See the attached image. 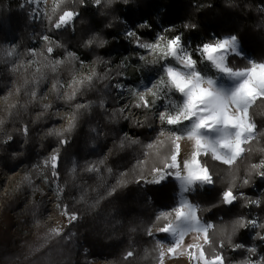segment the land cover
I'll return each mask as SVG.
<instances>
[{
    "label": "trees",
    "instance_id": "trees-1",
    "mask_svg": "<svg viewBox=\"0 0 264 264\" xmlns=\"http://www.w3.org/2000/svg\"><path fill=\"white\" fill-rule=\"evenodd\" d=\"M94 1L86 0V7L81 6L78 0L62 3L55 14L54 6L51 7L49 16L53 22L62 10L73 8L79 12L74 30H54L48 21L34 30L25 1L0 0V96L7 97L10 103L7 112L0 114V167L9 172L20 170L24 175L22 187L16 195L9 194L3 205L0 219L6 224L3 221L0 223V264H88L98 257L107 258L108 264H157L156 255L152 252L156 239L147 235V229L156 223L159 209L178 204L179 183L170 177L158 184H139L142 179L154 177L155 173L149 171L151 167L160 166V162H152L153 157L144 155L146 151L157 152L144 146L147 145L146 139L159 127H129L119 115L113 118L111 114L116 110L111 113L107 110L116 105L120 95L113 87L115 83L138 85L142 78L148 82L160 74L162 67L145 65L137 59L138 55L146 53L135 47L134 41L122 36V20L133 27L144 20L152 24L151 31L138 29L147 42H153L155 34L170 25H175L176 31L184 33L185 40L192 39L195 44L210 40L212 33L220 37L235 34L243 54L253 56L256 62H264V0H129L127 4L114 0L111 6L102 4L99 7ZM185 23L195 24L196 30H185ZM45 34L63 45L51 55L45 49L41 52L43 55L37 57L41 67L45 68L46 78L39 79L40 74L30 69L23 72V66L14 71L17 65L15 55H5L4 44L10 40L17 42L25 50L23 58H26L29 46ZM94 34L98 40L107 42L104 47L84 45L85 40ZM174 34L168 33L169 36ZM69 49L89 59L95 73L101 76L109 67L112 70L107 73V79L95 82L93 90L70 103L57 100L54 90L53 104L44 114L38 98L47 83L61 82L62 78L69 77L79 62L66 59L59 71L52 72L43 61L45 57L48 60L58 59L60 53ZM234 59L233 55L229 62L234 64ZM199 70L213 77L218 75L207 63L199 65ZM117 73H122L123 79ZM12 88L16 89L15 94L11 93ZM33 90L37 92L35 100L31 97ZM87 101L92 102L91 109H81L75 130L71 134L67 130L64 132L69 141L66 145L60 144L59 137L46 133L56 123L51 111ZM101 101L105 103L104 108L99 106ZM163 103L158 102L155 112L162 109L160 105ZM250 115L257 124L262 143H251L252 155L231 167L209 159L216 185L198 189L190 197L191 202L201 205L203 210L198 215L213 225L210 235L217 241L225 239V231L230 232L236 218L249 217L252 212L251 208L243 206L247 201L230 207L218 203L221 192L233 182L239 184V178L246 174L249 163L257 162L264 153V103L257 101ZM24 125L29 129L27 137ZM125 131L140 136L141 144L119 147ZM8 135L13 137L12 141L3 143ZM57 150L60 157L59 178L55 179L42 162ZM106 150H109L107 155ZM145 158L151 161L138 164ZM92 164L98 165L99 172L85 170ZM37 165L40 167L37 168ZM109 168L111 173L107 171ZM220 169L223 171L219 172ZM122 173H126L124 186L117 188L111 196L107 195ZM45 175L47 181L43 178ZM29 177L31 183H28ZM256 178L253 176L250 184L240 190L249 191ZM41 179H44L46 188L56 194L57 206L63 215V206L66 205L68 212H76L81 218L70 223L64 233L53 235L46 247L35 251L38 242L32 235L24 230L16 238L12 236V230L29 229L32 225L42 228L49 206L39 184ZM57 186L62 189L59 196ZM27 196L31 197L29 202ZM214 204L216 206L212 207ZM260 213L261 222H264V207L260 208ZM246 233V230L238 229L232 237L233 243L244 242ZM128 251L134 255L126 260ZM225 256L231 264H242L244 261L242 251H232L227 247Z\"/></svg>",
    "mask_w": 264,
    "mask_h": 264
},
{
    "label": "snow or ice",
    "instance_id": "snow-or-ice-1",
    "mask_svg": "<svg viewBox=\"0 0 264 264\" xmlns=\"http://www.w3.org/2000/svg\"><path fill=\"white\" fill-rule=\"evenodd\" d=\"M68 2H74V0H57L53 7V13L55 14L60 4ZM78 2L83 7L87 6L86 0H78ZM119 2L127 4L129 0H119ZM28 3L33 6L30 11L31 19L38 20L46 15L40 8L46 3V0H28ZM113 3L114 0H95L97 7L102 4L111 6ZM262 11H264V5H262ZM79 15V12L73 8H68L61 11L55 22L49 16L48 23L54 30L65 28L74 30ZM121 23L127 24L128 22L122 20ZM183 27L185 30L195 31L197 26L185 23ZM137 29L151 31L152 24L147 20L141 21L135 27H129L124 35L129 41H134L135 47L143 50L147 55L154 56V59L149 60L145 55L140 54L137 59L145 65H162L161 72L148 82L142 78L138 85L115 83L113 87L120 93L118 99L124 100V103L111 115L114 119L119 115L134 127L151 129L154 124H159L155 141L144 146L148 150L154 148L159 150L156 153L151 151L144 153L145 156L153 157L160 162V166H153L149 169L150 172L155 173L157 178L148 182L158 184L170 177L179 181L178 204L170 210L160 211L155 217L156 223L147 229L149 237L158 235L171 237L170 241L156 239L152 252L156 255L157 264H165L167 257L187 258L189 264H231L225 256L226 247L232 251L243 249L250 254L242 261V264H258V262L264 264V255L258 253L256 246L233 243L232 240L238 229H264V222L252 217H238L230 226V232L225 231V239L217 241L209 232L213 225L202 222L201 216L198 215L203 210L201 205L190 201L191 195L198 189L202 190L206 186L216 185L215 174L208 164L209 159L231 167L252 155L253 149L250 142L255 137L257 124L254 123L253 116L250 115V109L257 101L264 103V62L249 59L247 67L230 66L231 56L243 57L239 39L235 34L220 37L212 33L210 40L193 46L190 40L184 39L183 32L176 31L175 25H170L156 33V39L153 42L145 41ZM172 32L175 34L169 36L168 33ZM41 39L48 43L46 52L49 55L56 48L63 47L47 34L43 35ZM106 43L103 39L98 40L94 34L85 40L84 45L91 47L95 44L96 47L102 48ZM13 54L14 52H9V55ZM29 55L33 57L30 63L36 65L34 70L40 74L39 79H45V68L41 67V61L37 59L43 54L37 50H29ZM67 59L79 60V57L75 53L69 52ZM97 60L104 63L100 58ZM64 63V59L48 60L46 57L43 61L47 69L52 72H57ZM80 63L83 64L84 61H80ZM204 63L209 64L218 75L213 77L202 73L199 70V65ZM20 67L22 65H16L13 70L18 71ZM108 72L110 69L105 70L104 76L93 73L86 80L77 79L73 75L68 85L72 91L67 96V101L69 103L75 101L78 96L83 97L86 92L93 90L95 82L107 79ZM117 75L123 79L122 73H117ZM36 82L38 83V81ZM52 86L56 92L57 100H59L60 89L64 85L57 80ZM125 92L131 99V103L125 99L123 95ZM36 96L37 92L33 90L31 92L33 100ZM160 101H164L160 105L162 110L153 112V109L158 108ZM99 106L104 108V101H101ZM12 107L15 108L16 105H12ZM91 107V101L75 104L73 119L67 129L69 134L77 127L80 110L89 111ZM50 108V105L43 106L44 111H48ZM133 109L140 110L149 122L141 123L131 119L126 113ZM23 130L27 137L28 126L24 125ZM165 132L168 133L167 144L164 140L159 139L165 135ZM49 135L59 137L61 145H66L69 142L64 133L50 130ZM185 138L193 142L190 154L186 159L182 158L180 143ZM12 139L13 137L8 135L3 143H9ZM125 144L130 146L141 144V142L129 139L125 133L119 147L123 148ZM59 160V151L57 150L42 162L45 167L51 170L50 175L55 179L59 178ZM143 163V160L138 161V164ZM39 167L37 165V168ZM85 170L99 172L97 164H92ZM107 171L111 173L112 170L109 168ZM125 176L126 173L120 175L116 184L108 190L107 195L111 196L117 188L124 186ZM253 176L264 179V153H261V158L257 162L249 163L246 174L239 178V184L233 182L221 192L218 203L230 207L237 202L247 201L243 206L264 207V202L251 199L248 193L240 190L242 186L250 184ZM44 179L47 181V175L44 176ZM28 183H31L30 177ZM56 191L58 196L61 195L62 189L58 186ZM215 206V204L212 205V207ZM63 212L70 223L81 218L76 212H68L66 205L63 206ZM255 235L264 241V232H257ZM186 237L189 238L187 241ZM133 255L132 251H128L125 254V259L131 258Z\"/></svg>",
    "mask_w": 264,
    "mask_h": 264
},
{
    "label": "rangeland",
    "instance_id": "rangeland-1",
    "mask_svg": "<svg viewBox=\"0 0 264 264\" xmlns=\"http://www.w3.org/2000/svg\"><path fill=\"white\" fill-rule=\"evenodd\" d=\"M22 1H25L24 4L28 5L27 14H28L30 22L33 24L34 30L37 29L38 27H40L42 22H44V21L47 22L48 21V17H49V14H50L51 7H53L54 4L56 3V2H54L55 0H46V3L49 5L47 15H45L43 17L42 21L38 23V22H36V20H33V19L30 18V11H31L33 6L28 3V0H22ZM43 5L40 6L41 9L43 8ZM41 37L42 36H40V37H38V39L34 40L35 43L39 42L41 44L40 47L38 49H36L39 53H41L42 51H44L46 49V47H48V43L44 42V41H41L42 40ZM52 39L54 41H57L55 38H52ZM13 45H15V46H13ZM30 46L27 49V57L26 58H23L25 50L20 48V46H19V44L17 42H14V41L10 40V41H8V42H6L4 44L3 49H4V52H5V55L10 56V57L12 55H9V52H14V55H15L14 57H15V60H16V64L17 65L23 64L22 65L23 67L21 68L23 72H24V70L30 69L34 73H36V71L34 70L36 65H34L32 63H30V65L26 64L27 61H31L33 59V57H31L29 55ZM20 49L23 50L22 53L20 52ZM69 52H71L70 49L67 50L66 52L60 53V55L58 56V59L66 60L67 59V53H69ZM248 58L249 57L246 54H244V56L242 58L235 56V59H238L239 64H241V68L249 66L248 65V60H249ZM254 60H255V58H254ZM77 66L78 65L73 67V70H72L71 75L69 77H64L61 80V83L65 87V88L63 87L61 89L60 98H59V101L62 102V103H67V96L70 95L71 91H72V89L70 87H68L69 84L66 85V83L68 81L67 82H63V81L71 79V77L74 75V73H75V71L77 69ZM60 68L61 67L58 68V71L60 70ZM52 85H53L52 82L47 83V86L43 90V93L38 98V103H39L40 106H42V107L44 105L52 106L53 102H51V100L53 99V94H54V89H53ZM11 93L15 94L16 93V89L12 88L11 89ZM123 103H124V101L117 100L116 105L114 107H111L112 109L110 107L107 108L108 112L111 113L114 110H117ZM9 104L10 103H9V100L7 99V97L0 96V114H3L5 112H7V110H8L7 108H8ZM63 106H65V105H63ZM74 106L75 105H71V106H69V108L73 109ZM47 112L48 111H44L43 113L46 114ZM51 114L54 116V119L56 120V123H55V126H53L51 129H49V128L48 129L51 130V131L64 133L68 129L69 124H70V122L73 119V114L72 113H67V112H62V111H57V110L51 111ZM128 116L131 119H133V120H138L133 115H128ZM138 121H140V120H138ZM127 123L129 124V127H134L128 121H127ZM141 123H148V121L146 119H144V121L141 122ZM137 128L139 129L140 127H137ZM156 128H157V124H154L153 125V129H156ZM140 129H142V128H140ZM157 135H158V131L153 133L152 135H150L146 139L147 144L151 143V142H154L155 140H153V139L155 137H157ZM162 138L163 137H160L159 139L160 140H164L165 144H167L168 143L167 135H166V138H164V139H162ZM129 139L134 140L133 138H129ZM136 140L140 141L142 139L138 137ZM260 142H261V140H260ZM180 143L182 145V158L186 159L188 157V155L190 154V151H188V149L190 147L191 141H189L187 138H185L184 140L180 141ZM53 150H51L50 153H52ZM154 150L155 151H159L156 148H154ZM108 152H109V150H106L105 151V155H107ZM146 160L147 159L145 158L143 161H146ZM147 161H151V160L148 159ZM152 162L157 164L159 161L157 159L153 158ZM43 170H44V168H43ZM221 170L222 169H220L219 172ZM225 174H226V172H225ZM40 175L42 176V173ZM23 177H24V175H23V173L20 170H16L14 172H9V171L3 170L0 167V217H1L2 210H3V205L5 204V201L9 198V194L10 195H16V193L18 192L19 188L22 187V183H23V179H24ZM119 178H120V176H119ZM156 178H157L156 175H154V177L151 178V179H142L139 184H141V185H145L146 184L147 185L149 183L148 181H152V180H154ZM214 179H215V177H214ZM178 183H179V181H178ZM254 183H255V181H254ZM39 184L43 188V191L45 192V196L47 198L48 206H49V213L47 214V216H46V218L44 220V224H43L42 228L38 227V225H32L31 228H29V229H23V228L19 229V228H17L15 230H12V236H14L16 238H18L19 237V233L24 232V230H26L25 231L26 234L32 235V237H34V239L37 240V242H38L36 247H35V249H34L35 251H37L38 249H40L42 247L43 248L46 247L53 235H60V234L64 233V231L67 229V227L70 224L69 219L60 212L58 206L54 207L53 209L51 208L53 205H55V197L53 198V194L50 192V189L46 188L45 185L42 186L40 181H39ZM26 199L29 202L31 200V197L27 196ZM163 209L167 210L169 208H163ZM163 209H159L156 212L157 215L159 214V211L163 210ZM1 221H3L2 222L3 224H6V222L4 220L0 219V223H1ZM153 231H155V230H153ZM188 239L189 238L186 237V241ZM172 261H178V262H181V264H189V261L186 258L173 259L171 257H167L166 258L165 264H168V263H170ZM108 263H109V261H108L107 258L98 257V258L92 259L88 264H108Z\"/></svg>",
    "mask_w": 264,
    "mask_h": 264
},
{
    "label": "built area",
    "instance_id": "built-area-1",
    "mask_svg": "<svg viewBox=\"0 0 264 264\" xmlns=\"http://www.w3.org/2000/svg\"><path fill=\"white\" fill-rule=\"evenodd\" d=\"M95 2V1H94ZM48 7L49 5L47 3H45L43 5V8L41 9L42 12L46 13L47 15V12H48ZM43 19L40 18L38 20H36V22H41ZM141 21H138L137 23H139ZM135 23V25L137 24ZM129 27H133L131 23H127L125 24L124 23V30L122 32V36L124 38H127L124 33L128 30ZM138 31V29H137ZM51 38V37H50ZM191 41L192 45L195 46V42L192 40V39H187L186 41ZM42 41V40H41ZM40 43L39 42H33L30 46V49L29 50H36L40 47ZM15 46V45H13ZM20 52L22 53L23 50L20 49ZM72 53H75L78 57H79V60H78V66H77V69L74 73L75 77L77 79H83V80H86V78L90 75H92L93 73H95V67L93 65V63L89 60V59H84V57H82L81 55H79L78 53H76L75 51L71 50ZM146 58L151 60V59H154V56H151V55H147V53L145 54ZM244 56V54H243ZM249 58L248 59H251V60H254V57L253 56H248ZM80 61H84L83 64L80 63ZM27 65H30V61H27L26 63ZM108 69L112 70L111 67H109ZM72 79V77H71ZM71 79H68V80H64L63 82H67L66 85L70 84L71 82ZM112 79H114V77H112ZM65 88V87H64ZM123 95H125V99H128V102L131 103V99L128 97L127 95V92H125ZM119 101H124L122 99H117ZM52 102V100H51ZM111 108V107H110ZM112 109V108H111ZM162 110V109H160ZM57 111H62V112H67V113H72L73 114V109L72 108H69V107H62L60 109H58ZM153 112H155V110L153 109L152 110ZM128 115H133L135 116L138 120H140L141 122L144 121L145 119V116L141 113L140 110H136V109H133L132 111L130 112H127ZM55 126V125H54ZM160 127L159 124H157V128ZM52 127H50L49 129H51ZM47 130V134L49 133L50 130ZM127 133L128 137L129 138H133L134 140H136L138 137L140 138V136H138L135 132L134 133H131V132H128V131H125L124 134ZM166 135H168L167 132H165V135L163 136L162 139L166 138ZM42 139V135L40 137ZM156 138V137H155ZM155 138L153 140H155ZM160 138V137H159ZM42 173H44V170H43V167H42ZM44 178V177H43ZM40 183L43 185H45V181L44 179H41L40 180ZM46 187V186H45ZM50 192L53 194V198L55 197V205H53L51 208L53 209L54 207H57V197H56V194L50 190ZM245 193H248L249 194V197L251 199H255V200H260V201H263L264 200V179H259L258 177L256 178V181L255 183H253L251 185V188L249 191H243ZM260 208L261 207H257V206H252L251 209H252V212L251 214L249 215V217H252V218H256L257 220H259L261 222V213H260ZM51 209V210H52ZM171 208L167 209V210H170ZM166 209H163V210H160V211H164ZM159 211V212H160ZM247 233H246V240L244 242H242V244L244 245H253V246H256L257 248V251L258 253L264 255V241H261L258 236L255 235V233L257 232H264L263 229H260V228H248V230H246ZM155 239H167V240H171V237H165L163 235H158V236H154ZM167 246V245H166ZM243 252V255H244V260L250 255L249 253H247L246 251H244L243 249L240 250ZM168 264H181V262H178V261H172ZM259 264V262H258Z\"/></svg>",
    "mask_w": 264,
    "mask_h": 264
},
{
    "label": "crops",
    "instance_id": "crops-1",
    "mask_svg": "<svg viewBox=\"0 0 264 264\" xmlns=\"http://www.w3.org/2000/svg\"><path fill=\"white\" fill-rule=\"evenodd\" d=\"M240 49H241V47H240ZM229 63H230V62H229ZM233 63H234V64H231V63H230V66H233V67H235V68H241V64H239L238 59H235ZM221 82H226V81H221ZM251 109H252V108H251ZM251 109H250V112H251ZM260 138H261V136L259 135V131H258V129H257V131H256V133H255V137H254V139L250 142V144H251V143H254L255 141H259ZM259 142H260V141H259ZM192 146H193V142L191 141V144H190V147H189L188 151H191ZM181 152H182V149H181ZM202 222H205V221L202 220ZM206 223H207V222H206ZM210 230H211V228L209 229V232H210ZM186 259H187V258H186Z\"/></svg>",
    "mask_w": 264,
    "mask_h": 264
}]
</instances>
